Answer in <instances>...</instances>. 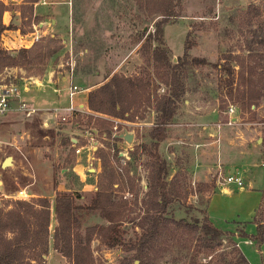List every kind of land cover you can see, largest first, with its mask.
Listing matches in <instances>:
<instances>
[{"label": "rangeland", "instance_id": "obj_1", "mask_svg": "<svg viewBox=\"0 0 264 264\" xmlns=\"http://www.w3.org/2000/svg\"><path fill=\"white\" fill-rule=\"evenodd\" d=\"M3 1L10 9H18L21 15L20 20L10 21V26L18 25L22 31L38 27L39 22H35L29 4L24 0ZM71 2L69 5L67 0H53L52 4L38 2L35 6L40 13H56L57 23L53 29L59 31L63 38L61 49L42 65L43 72L29 74L20 66H3L0 68V82L20 84L23 76H43L48 70H53L58 79L61 99L66 102L64 87L68 82L62 81L61 76L67 79L72 63L73 81L82 86H91L94 82L101 84L113 72H117L150 81L151 92L155 88L159 93L167 89L153 66L151 49L154 40L150 38L143 43L144 34L141 41H135L141 31H153L160 15L141 10L135 0ZM70 8L73 28L67 31ZM50 23V20L46 21L47 26ZM263 37L264 0H181L180 14L169 18L163 25V39L174 62L182 57L185 43L188 45V58L202 56L209 61L201 64L189 60L184 62L181 72L185 90L175 114L166 125V137L158 145V152L167 163L166 177L171 194L165 214L191 219L206 212L218 228L233 234L250 264H264V239L258 243L251 237L256 232V225L252 221L256 211L257 216L264 220V198H261L264 188V147L261 143L264 135V95L257 99L256 105L250 106L229 97L224 84L226 70L218 65L225 62V56L230 53L242 57L248 54L246 60L255 66V89L263 90L264 43L260 42ZM230 64H233V60H230ZM37 66L33 65L31 71L36 72ZM97 85L91 86L90 90ZM82 95L83 92L76 93L75 101L83 99ZM221 96L223 100L219 98ZM230 105L234 106L232 112ZM129 112L132 120L127 119L130 124L126 127L133 133V138L128 157L124 159L118 157L119 149L124 146L122 141L104 137L101 131L103 127L112 130L113 125L110 119V123L103 119H108L103 117V113L92 115L83 112L69 120L56 118V139L59 143L57 158H53L54 175L61 183V190H76V203H89L97 188V177L102 169L101 159L97 155L106 152L109 164L115 168L113 190L115 198L123 202L125 212L124 220L119 225L122 241L109 246L94 236L91 248L95 263L189 264L192 257L205 261L213 254L212 264H223L221 254L226 264H237L234 263L229 242L224 241L222 245L215 243L212 251H198V243L182 229L162 231L154 248L145 247L141 260L136 256L134 243L142 231L140 222L146 223L143 218L145 214L155 210L152 207L153 196L148 189L153 161L148 153L151 147L149 130L155 110L152 105L141 103ZM90 128L96 132L95 138L103 142L92 157L86 148L77 154L71 143L72 136L79 138L76 145L86 143L87 137L80 134ZM30 131L39 137L46 132L52 141L55 140V129L42 128L38 122L30 125ZM140 144L145 146L137 148ZM3 156L0 149V172L3 178H10L20 169L8 167L9 164L1 165ZM27 159L24 165L29 171L31 165L35 168L41 164L39 158ZM219 173L221 175L218 177ZM227 174L241 176L243 186L225 182L223 176ZM85 183H95V187ZM10 198L18 197L0 196V207ZM79 216L82 228L107 223L97 210L80 208ZM55 224L53 213L52 218L50 216L51 239ZM239 226L245 234H238ZM60 255V252L56 253L49 247L48 262L44 255L46 264H64L65 257Z\"/></svg>", "mask_w": 264, "mask_h": 264}, {"label": "trees", "instance_id": "obj_2", "mask_svg": "<svg viewBox=\"0 0 264 264\" xmlns=\"http://www.w3.org/2000/svg\"><path fill=\"white\" fill-rule=\"evenodd\" d=\"M37 0H24L32 13L33 4ZM137 6L149 14H158L153 31H141L135 37V41L143 43L148 39L154 40L151 49L153 66L160 81L167 86L164 92H157L156 88H150V81H143L139 76H128L113 72L104 82L90 90L87 95L88 107L96 112L122 117L129 120L130 110L141 103L155 110L153 124L149 130L151 147L148 153L153 157L149 172V193L153 196V212H147L143 217L145 222H140L142 231L136 242V256L143 258L144 248H154L156 240L162 231L182 229L190 233V239L198 243V251L206 249L214 250L215 243L220 245L224 241L229 242L237 264H250L232 233H227L218 228L205 212L202 216L174 218L165 214L167 205L171 201L168 188L167 163L158 152V145L166 137V125L175 114L179 99L182 97L185 85L182 74L184 62L187 60L194 64L209 62L202 56H190L188 58V45L185 43L182 57L176 62L170 57L169 50L163 39V25L171 17L178 16L181 11V0H135ZM9 5L0 0V68L3 66H20L29 74H41L48 59L62 47V39L56 34H44L35 40L30 46H20L14 50L1 45V33L5 28H11L10 24H4L1 14ZM22 12V9L20 10ZM23 15V14H22ZM24 17V16H22ZM41 15H34L35 22H39ZM24 31V30H23ZM264 43V37L260 40ZM143 46V44H142ZM250 55V54H249ZM225 62L218 65L226 70L224 84L229 97L241 100L248 104H257V99L264 95L263 90H256V81L253 75L255 66L246 60V56L230 53L225 56ZM233 60V64H230ZM37 64L36 72H32V66ZM237 66V68L234 67ZM264 87V86H263ZM222 95V94H220ZM226 95V94H225ZM223 100L222 96L219 97ZM223 106V105H221ZM126 114V115H125ZM94 115V114H92ZM128 115V116H127ZM111 122L109 119H105ZM113 141H118L117 136H112L108 127L101 128ZM67 144L70 141L67 140ZM264 147V135L262 136ZM145 146L144 144L137 145ZM101 159L102 169L97 177V188L90 198L89 203H76L78 194L67 188L56 190L54 212L56 224L52 233L53 247L65 257L64 264H96L91 248V240L97 237L103 244L112 246L121 243L119 225L124 220L123 202L117 200L114 193L115 168L109 164L108 155L102 152L97 155ZM120 158V156L118 155ZM264 198V188L262 190ZM126 201L125 199L123 200ZM262 204V201L259 203ZM50 200L48 196L38 195L28 198H10L0 207V264H46L45 256L48 252L50 236ZM80 208L97 210L101 217L107 220L106 224L95 223L82 228L79 216ZM258 211L253 215L252 221L256 225L253 236L258 243L264 239V220L258 216ZM238 234H245L241 226ZM250 237V238H251ZM221 261L226 264L220 254ZM213 254L205 261L196 257L189 260V264H212Z\"/></svg>", "mask_w": 264, "mask_h": 264}, {"label": "crops", "instance_id": "obj_3", "mask_svg": "<svg viewBox=\"0 0 264 264\" xmlns=\"http://www.w3.org/2000/svg\"><path fill=\"white\" fill-rule=\"evenodd\" d=\"M38 2L39 1L34 2L32 10L33 15L42 16L38 23V27L28 31H22L18 25L11 28H5L1 33V45L3 47L14 50L20 46H30L34 42L33 35L36 32H39L40 35H42L48 31L49 34H56L60 38L62 37L59 31L53 29L54 25L57 23L56 13L38 12L35 8ZM49 2L52 4L53 0H49ZM70 2L71 0H67L69 5ZM20 18L21 15L19 16V10L14 8L5 9L1 14V20L4 24H9L13 19L20 20ZM47 20H50V26H47ZM72 28L73 25L70 8L69 27L67 31H71ZM22 78L23 81L18 84L21 88L18 97L34 106L36 110L32 114L26 115L22 111L15 109L18 102V98H16L12 102L13 109L0 115V149L1 153H4L3 159L10 155L12 160L8 167L13 166L15 169H20L10 178H3L0 172V186L3 187V189L0 190V196H17V192L20 189H25L28 197L38 195L48 196L51 204L50 216L52 218L53 213L55 215V192L58 189L61 190V183L55 179L54 175L53 158H57V147L59 143L56 139L57 121L54 107L64 106L67 101L63 102V99H61V92L57 86L58 79L53 74V70H48L43 76H23ZM61 78L62 81L68 82V80L65 79L66 77L64 78V76H61ZM97 84L99 85V83L94 82L91 86ZM91 86H84L85 89L80 91L83 92V99L77 101L79 103L81 102L83 108L87 110L88 113L90 112V114H94V112H97L91 110L87 104V95ZM64 89L66 90V86ZM36 122H38L42 128H54L55 140L52 141L50 134L46 132L42 133L40 137L35 133H31L30 125L36 124ZM122 143L126 145L125 142ZM27 158H39L41 164L35 168L31 165L32 169L29 171L24 165V160L28 162ZM219 160H221V158H219ZM87 184H90L91 186L95 185V183H85V185ZM49 247H52V249L58 253L53 247V241L51 238H49L48 241V249ZM46 258L48 262V252Z\"/></svg>", "mask_w": 264, "mask_h": 264}, {"label": "built area", "instance_id": "obj_4", "mask_svg": "<svg viewBox=\"0 0 264 264\" xmlns=\"http://www.w3.org/2000/svg\"><path fill=\"white\" fill-rule=\"evenodd\" d=\"M38 1L41 3L49 2V0H38ZM40 36H41L40 33L36 32L33 35L34 41L37 40ZM73 76H74V66L72 63H70V68L68 69V73H67L68 84L66 86L67 103L64 106L54 107L55 116L57 120H69V118L79 113H83V112L88 113V111L83 108V105L81 104V102L79 103L78 101H75L74 99L75 94L84 90L85 88L84 86L75 83L73 81ZM20 91H21V88L17 83L0 82V115L5 114L9 110L13 109L12 102L16 98H18V102H17L15 109L22 111L26 115H30L33 112H35L36 109L34 106L30 105L25 100L18 97L20 94ZM229 110L230 112L234 111V106L230 105ZM97 113H95L94 115H97ZM102 115L103 117H107L113 122L112 130H111L112 136H117L119 140L126 143V145L124 144L123 149H119L118 155L122 159H124L125 157H128V149L130 148L131 142L127 141L124 138L123 133L131 132L126 127L127 125L130 124V121H128L126 118L112 116V115H108L104 113ZM102 132L104 133L103 134L104 137H106V133L104 131ZM94 134H96V132L94 131L93 128H90L89 130H86L85 133L80 134L82 136L87 137V142L81 143L79 145H76L77 142L79 141V138L77 136L71 137L72 139L71 143L73 146H75V151L77 154H79L82 149L86 148L87 150H89L90 157H92L95 149L98 147H101V145L103 144L102 140L95 138ZM132 138H133V133H132ZM220 175L221 174L219 173L218 177ZM223 180L227 183H234L239 187L243 186V179L239 175L227 174L223 176ZM217 181H220V179H217ZM17 194H18L17 195L18 198L28 197L25 189L18 190Z\"/></svg>", "mask_w": 264, "mask_h": 264}, {"label": "water", "instance_id": "obj_5", "mask_svg": "<svg viewBox=\"0 0 264 264\" xmlns=\"http://www.w3.org/2000/svg\"><path fill=\"white\" fill-rule=\"evenodd\" d=\"M123 136L129 142L132 139V133L131 132L123 133ZM10 163H11V156L8 155L2 160L1 165H6V164H10Z\"/></svg>", "mask_w": 264, "mask_h": 264}, {"label": "bare ground", "instance_id": "obj_6", "mask_svg": "<svg viewBox=\"0 0 264 264\" xmlns=\"http://www.w3.org/2000/svg\"><path fill=\"white\" fill-rule=\"evenodd\" d=\"M12 160V159H11Z\"/></svg>", "mask_w": 264, "mask_h": 264}]
</instances>
